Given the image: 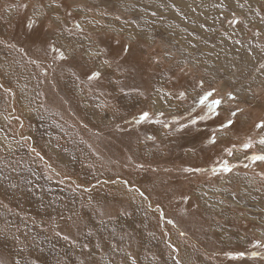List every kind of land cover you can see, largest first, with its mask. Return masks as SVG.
I'll return each mask as SVG.
<instances>
[{
    "label": "rangeland",
    "instance_id": "rangeland-1",
    "mask_svg": "<svg viewBox=\"0 0 264 264\" xmlns=\"http://www.w3.org/2000/svg\"><path fill=\"white\" fill-rule=\"evenodd\" d=\"M262 121L264 0H0V264H264Z\"/></svg>",
    "mask_w": 264,
    "mask_h": 264
},
{
    "label": "snow or ice",
    "instance_id": "snow-or-ice-1",
    "mask_svg": "<svg viewBox=\"0 0 264 264\" xmlns=\"http://www.w3.org/2000/svg\"><path fill=\"white\" fill-rule=\"evenodd\" d=\"M94 75H96V74H94ZM210 95H211V93L206 94V96L202 98V101L203 100H206L207 99V96H210ZM229 95L231 96V94H229ZM219 104H220V101L219 100L212 101L211 104L209 105V111H211V112L214 113L216 106L219 105ZM232 115L235 116L236 113H232ZM145 117H147V113H144L141 118L143 119ZM232 123H233V121L229 120V121H227V123L225 125H222V127H227V126L231 125ZM257 127H264V121H262L261 123L257 124ZM211 142H214V140L211 141ZM259 142L261 144H264V138H261ZM243 147L244 148H249V147H251V145L248 144V143H246V144L243 145ZM229 154H231L230 151H229ZM253 159L254 160H264V155L254 156ZM224 170L225 171H228L229 169L227 167H225Z\"/></svg>",
    "mask_w": 264,
    "mask_h": 264
}]
</instances>
